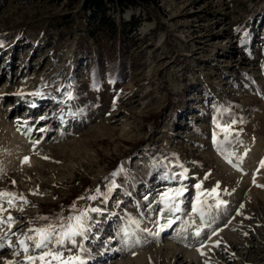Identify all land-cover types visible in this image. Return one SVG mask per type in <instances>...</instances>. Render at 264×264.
<instances>
[{
  "label": "rangeland",
  "instance_id": "obj_1",
  "mask_svg": "<svg viewBox=\"0 0 264 264\" xmlns=\"http://www.w3.org/2000/svg\"><path fill=\"white\" fill-rule=\"evenodd\" d=\"M83 1L0 0V192L17 197L0 214L16 221L0 226L14 246L0 250V264H25L14 252L35 220L68 217L73 205L102 208L101 197L86 195L108 189L117 167L130 194L116 188L106 210L90 212L87 238L72 250L88 264H160L180 235L199 260L220 264L210 246L236 243L227 249L234 264H264V0H143L111 12L140 25L119 54L125 78L109 81L105 64L95 88L98 48L85 46ZM217 123L231 125L227 139ZM159 156L177 165L176 175L168 163L167 181L152 172ZM180 187L183 220L164 234L176 213L164 211L160 194ZM198 195L210 207L223 202L214 232L193 211Z\"/></svg>",
  "mask_w": 264,
  "mask_h": 264
},
{
  "label": "snow or ice",
  "instance_id": "obj_2",
  "mask_svg": "<svg viewBox=\"0 0 264 264\" xmlns=\"http://www.w3.org/2000/svg\"><path fill=\"white\" fill-rule=\"evenodd\" d=\"M0 46H2V44H0ZM36 94L38 95L39 93ZM217 128L220 129V132L224 134L226 139L231 135V125L221 126L217 123ZM24 162H29L27 157ZM261 167H264V161L261 162ZM195 187L198 191L201 189L200 184L195 185ZM185 190L184 187L175 189L170 188L160 194L158 202L163 204L164 211H167L170 215L181 211L179 207V198L183 196ZM111 191V187L108 189V193H101L100 190L97 189L96 194L89 195L86 198L95 201L103 197L106 202L107 196ZM200 195H204V193L201 192ZM200 195L196 197V205L193 206V211L203 216V209L200 206L206 203V201H201ZM209 195H215V192ZM16 199L17 197L14 193L0 192V214L7 211V209L4 208L5 203H7L9 208L14 207V201ZM19 199H22L25 204L28 203L22 196ZM81 199H84V197H81ZM221 204H223L222 201L219 202L216 207H220ZM72 212V215L68 217H59L55 222H49L41 227L30 228L29 232L32 233V235L26 234L23 238L19 239V250L15 251L14 254L19 256L23 253L25 264H85V261L79 255L73 254L72 250L73 247L77 245L78 237L82 239L87 238L86 234L90 230L91 221L89 213H100L101 209L88 208L80 210L76 209L75 205H73ZM37 219L49 220L46 216L38 217ZM174 222L173 219H168L166 225L160 226V230L163 231L166 227H171ZM14 223H16L15 218L11 215H8L6 219L0 215V226L6 224L11 228ZM195 234L199 236L200 230L197 229ZM13 235H15V233H13ZM125 235H127V230H125ZM156 235H158V233ZM0 241H2L0 242V250H3L5 247L9 249L14 247L10 237L0 236ZM65 253L69 254L65 255ZM6 264H16V262L7 261Z\"/></svg>",
  "mask_w": 264,
  "mask_h": 264
},
{
  "label": "trees",
  "instance_id": "obj_3",
  "mask_svg": "<svg viewBox=\"0 0 264 264\" xmlns=\"http://www.w3.org/2000/svg\"><path fill=\"white\" fill-rule=\"evenodd\" d=\"M141 1L143 0H84L82 3V11L85 15H88L86 19V47L89 46L88 43L92 42L94 47L98 48V59L95 63L92 72L90 75H92L91 85L92 88L100 87L102 86L105 81L104 77L102 76V73L100 72L102 68H104V65H108L109 68V74H108V80L114 81V80H120L119 78H125V72L128 71V69L125 68V65L118 63L119 61V54L122 53V50L128 48L133 43L132 34L137 31L140 21L133 20L130 23H121L119 24L117 20L110 15L111 12L113 13H120L123 14L128 8L138 6L141 4ZM129 31V32H127ZM104 51H106L108 55L109 61L105 63L104 60ZM127 70V71H126ZM77 69L74 67V70L72 72V75L74 74L71 83H74L75 86L78 87L79 92H81L80 89H82V85L78 82L77 76H76ZM95 78V79H94ZM224 112H229L228 110H225ZM218 116L221 115V111H218ZM159 158V159H158ZM154 158V164L152 168V172L154 174H157L160 181H167L169 179V175H167V165L171 161L170 159H167L166 157H159ZM158 160H161L160 163H158ZM172 165L173 172L177 175L178 173L176 170V164L175 162L170 163ZM127 177L124 175L123 172L120 171V169L117 167L113 175L111 176L109 174V180L108 184L109 187H111L112 191L110 194H108L107 198L112 196L115 193L116 188L122 187L123 190H125L126 194H130V189L128 187L127 183ZM108 189H99L101 193H108ZM97 191V190H96ZM91 193H87L86 197L91 195ZM96 194V192H95ZM74 202L81 199L80 195H74ZM102 202V208H100L102 211L106 210V205L104 198L101 197ZM66 207H70V205H66ZM83 210V208H76ZM72 209L69 211L68 216L72 215ZM44 215V214H43ZM89 216H91V213H89ZM34 222V221H33ZM49 222H35L33 223L34 228L35 227H41L46 225ZM88 260V259H87ZM85 259V262L87 261Z\"/></svg>",
  "mask_w": 264,
  "mask_h": 264
},
{
  "label": "bare ground",
  "instance_id": "obj_4",
  "mask_svg": "<svg viewBox=\"0 0 264 264\" xmlns=\"http://www.w3.org/2000/svg\"><path fill=\"white\" fill-rule=\"evenodd\" d=\"M75 67V66H74ZM72 74V73H71ZM43 94H41V96H42ZM42 97H44V96H42ZM37 102L38 103H40L41 101H39V100H37ZM38 103H36L35 101L33 102V104H34V106L35 107H33L32 109H33V111H35L36 109H37V107H38ZM41 104V103H40ZM33 106V105H32ZM53 107H55V106H53ZM29 109V108H28ZM31 109V110H32ZM241 157H244V154H241ZM195 205H196V203H195ZM185 206H184V204L181 206V211L183 210V208H184ZM202 209H203V216H201L200 215V213H199V218L201 219V220H203L204 219V217L205 218H209V220H210V223L208 224V225H205L204 227V231L206 232H208V231H210L211 229H212V232H214L215 231V229L217 228V225H218V223H219V221L221 220V218H222V216L225 214L224 213V208H222V207H210V206H208L206 203L203 205V206H200ZM181 211H179V212H176V216L175 215H173V220L175 221L173 224H172V226L171 227H166L162 232H164V234L165 233H167L168 232V230L169 229H173L175 226H176V224L177 223H181L182 222V218H180V217H178V216H180V215H182V214H180V212ZM179 213V214H178ZM198 213V212H197ZM183 223H184V226H186V232H188V233H190L191 235H190V237L192 236L193 237V239H191L192 241H195L196 240V236L195 235H193V233L195 232V231H197V230H195L194 229V225L191 223V221L189 220V221H186V222H184L183 221ZM193 226V227H192ZM194 231V232H193ZM185 236H182V235H180V236H178L177 238H175V239H173V241H175L176 242V244L177 245H173V246H171L170 248H166L167 249V254L165 255V257L160 261V264H180L181 262H182V257L184 258L185 257V259H187V263H190L191 261L193 262V263H199L200 262V264H216V263H209L208 262V259L206 258V260H199V259H197V253L193 250V249H191V250H188V248H186V247H191L192 245H191V242H189L190 241V239L189 238H187V239H185L184 238ZM226 239V238H225ZM199 240V239H198ZM197 240V241H198ZM184 244V247H179V244ZM212 242H210V244H211ZM230 245V247L228 248V247H226L224 244H220V245H212V246H210V247H212V248H214V251H215V255L217 256V258L220 260V264H226V262L228 261V263H232V264H234V258L232 257V256H229V252L227 251V249H230V250H232V248H235V245H237L236 243H230L229 244ZM183 246V245H182ZM186 246V247H185ZM222 246V247H221ZM192 248V247H191ZM249 249H247V251H248ZM198 251V250H197ZM110 252H112V251H109V253ZM203 253V254H202ZM202 253L200 254V256L201 257H205L206 256V254H205V251H202ZM110 255V254H109ZM199 256V257H200ZM214 256V255H213ZM211 258V257H210ZM184 259V260H185ZM91 261V259L90 260H87L86 262H85V264H88L89 262ZM236 261V260H235ZM193 263H191V264H193Z\"/></svg>",
  "mask_w": 264,
  "mask_h": 264
}]
</instances>
